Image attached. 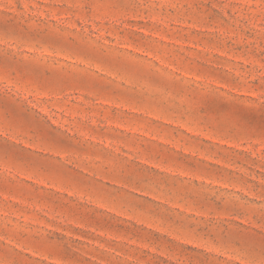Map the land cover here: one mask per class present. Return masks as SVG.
<instances>
[{"label":"rangeland","instance_id":"obj_1","mask_svg":"<svg viewBox=\"0 0 264 264\" xmlns=\"http://www.w3.org/2000/svg\"><path fill=\"white\" fill-rule=\"evenodd\" d=\"M0 264H264V0H0Z\"/></svg>","mask_w":264,"mask_h":264}]
</instances>
